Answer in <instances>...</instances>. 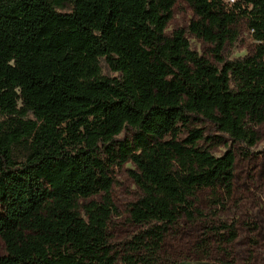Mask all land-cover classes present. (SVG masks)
<instances>
[{
  "label": "trees",
  "instance_id": "1",
  "mask_svg": "<svg viewBox=\"0 0 264 264\" xmlns=\"http://www.w3.org/2000/svg\"><path fill=\"white\" fill-rule=\"evenodd\" d=\"M177 1L0 0V264H164L169 233L201 220L200 245L219 237L224 259L171 264L236 263L237 222L207 220L199 196L212 211L235 192V152L214 145L260 141L264 0H184L195 17L167 35ZM242 23L254 50L227 58ZM127 163L142 229L117 249L112 190Z\"/></svg>",
  "mask_w": 264,
  "mask_h": 264
},
{
  "label": "rangeland",
  "instance_id": "2",
  "mask_svg": "<svg viewBox=\"0 0 264 264\" xmlns=\"http://www.w3.org/2000/svg\"><path fill=\"white\" fill-rule=\"evenodd\" d=\"M234 2L235 0H226ZM195 15L192 8L184 0H178L173 8V17L166 30L171 35L175 30L186 29ZM191 47L201 56L216 62L213 53V45L206 43L187 34ZM256 41L245 23L239 27V37L235 42H228L223 56L236 58L245 56L254 50ZM207 133L212 126L201 123ZM260 141L251 151H246L243 146L232 141L224 140L222 144L213 146V153L221 156L227 150L232 149L236 155L235 192L226 208L209 210V192H202L199 196V206L206 211V219L213 222L236 221L239 236L232 250L236 260L235 264H264V127L258 128ZM213 134L221 135L216 131ZM130 139L131 134H126ZM132 163H127L123 168L116 170V182L112 194L116 205V212L112 217L109 233L111 243L121 249L123 244L136 235L142 226L130 218L129 208L132 203L141 196V190L130 176L129 170L133 169ZM94 199L100 200V196ZM204 220L195 224H181L165 239L164 264L171 262H198L212 263L218 259H224L222 244L219 237L211 236L207 244L200 242L206 238ZM203 245V246H202ZM222 246V247H221ZM5 253V244L0 237V254Z\"/></svg>",
  "mask_w": 264,
  "mask_h": 264
}]
</instances>
